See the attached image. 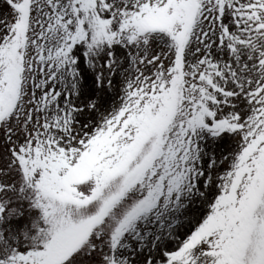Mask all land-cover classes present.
I'll return each mask as SVG.
<instances>
[{
    "label": "snow or ice",
    "instance_id": "obj_1",
    "mask_svg": "<svg viewBox=\"0 0 264 264\" xmlns=\"http://www.w3.org/2000/svg\"><path fill=\"white\" fill-rule=\"evenodd\" d=\"M0 264H264V0H0Z\"/></svg>",
    "mask_w": 264,
    "mask_h": 264
}]
</instances>
